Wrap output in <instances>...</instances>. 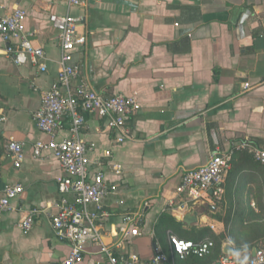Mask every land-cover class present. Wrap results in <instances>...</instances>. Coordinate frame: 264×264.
<instances>
[{"label":"crops","instance_id":"obj_1","mask_svg":"<svg viewBox=\"0 0 264 264\" xmlns=\"http://www.w3.org/2000/svg\"><path fill=\"white\" fill-rule=\"evenodd\" d=\"M16 8L26 14L24 33L43 49L47 71L14 65L0 37V195L9 186L24 188L0 216V264H58L70 252L49 218L60 164L50 155L32 156L33 143L48 140L33 115L59 68L49 16L65 14L86 18L80 29L86 45L74 55L78 79L103 97H133L140 105L126 122L132 139L122 144L104 119L86 116L90 169L115 187L102 202L103 242L114 243L109 232L135 216L140 235L125 251L144 260L157 250L169 255V235L221 238L201 264H219L225 245L243 261L264 247V168L252 155L264 148V0H85L78 8L67 0H0V15ZM9 141L24 144L20 168L6 150ZM245 142L248 148L239 150ZM215 151L232 158L223 193H178L183 172L206 164ZM32 208L45 213L23 234L20 224ZM192 210L197 222L188 226L182 219ZM236 244L252 246L240 251ZM78 264L108 261L88 244Z\"/></svg>","mask_w":264,"mask_h":264},{"label":"built area","instance_id":"obj_2","mask_svg":"<svg viewBox=\"0 0 264 264\" xmlns=\"http://www.w3.org/2000/svg\"><path fill=\"white\" fill-rule=\"evenodd\" d=\"M68 7H84L85 0H67ZM26 14L16 8L9 14L0 15V37L4 42V53L14 65H30L40 73L47 71L45 53L36 47L24 33ZM49 20L57 31L59 49L58 74L48 91L41 93V107L33 115L37 129L48 137L32 145V156L41 158L52 156L61 167L62 177L57 183L59 195L56 212L49 215L54 236L70 245V252L58 264H78L83 260L84 247L93 244L106 256L108 264H175L188 257L204 258L214 248L209 239L198 242L168 236L169 255L157 250L148 260L125 251L126 242L139 236L135 216H125L121 225L109 232L115 240L112 244L103 242L104 233L100 225L103 200L115 191L100 172L90 169L88 151L82 139L86 127V116L94 115L104 119L106 126L118 135L117 144L132 139L126 126L127 120L140 110L138 101L122 95L103 97L96 92L87 80H79V64L74 61L78 49L86 45V37L81 32L86 18L84 14L72 16L50 15ZM245 84L244 89L248 90ZM242 143L238 149L248 148ZM6 150L15 168L24 161V144L9 141ZM255 161L264 167V148L252 150ZM231 156L215 151L206 164L186 170L181 177L178 193L197 198L199 194L212 193L218 198L222 193L231 169ZM24 188L17 184L6 187L0 195V216L11 210V202L22 195ZM45 213L39 208L30 209L20 228L27 234L36 218ZM219 264H264V247L258 249L248 260L243 261L234 255H222Z\"/></svg>","mask_w":264,"mask_h":264},{"label":"water","instance_id":"obj_3","mask_svg":"<svg viewBox=\"0 0 264 264\" xmlns=\"http://www.w3.org/2000/svg\"><path fill=\"white\" fill-rule=\"evenodd\" d=\"M197 214L198 212L196 210L189 211L182 219V222L188 226L195 224L197 222ZM258 249H255L252 252V256L255 254V252ZM223 254L225 255H234V251L229 245H225L223 248Z\"/></svg>","mask_w":264,"mask_h":264},{"label":"trees","instance_id":"obj_4","mask_svg":"<svg viewBox=\"0 0 264 264\" xmlns=\"http://www.w3.org/2000/svg\"><path fill=\"white\" fill-rule=\"evenodd\" d=\"M231 163H232V160H231ZM263 167V166H262ZM264 168V167H263ZM180 225V224H179ZM211 239V241H213V243H214V241L215 242H217V243H219V244H221V242H222V239L221 238H215V237H213V239L212 238H210ZM209 239V240H210ZM199 240H201V239H199ZM263 243H264V241H263ZM252 245H249V244H245V245H243V246H241V245H238V244H236V249L237 250H240V251H245L247 248H250ZM214 248H215V243H214ZM214 248L212 249V251L214 250ZM212 251H211V253H212ZM211 255V254H210ZM209 256V255H208ZM208 256H206V257H208ZM206 257H204V258H206ZM204 258H197V257H193V256H191V257H188L186 260H184V261H177L176 263H186V262H188L189 261V263L190 264H201V263H199L201 260H203Z\"/></svg>","mask_w":264,"mask_h":264}]
</instances>
